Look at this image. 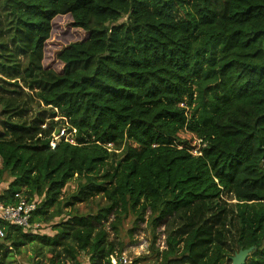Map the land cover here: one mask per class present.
Returning a JSON list of instances; mask_svg holds the SVG:
<instances>
[{"label": "trees", "instance_id": "16d2710c", "mask_svg": "<svg viewBox=\"0 0 264 264\" xmlns=\"http://www.w3.org/2000/svg\"><path fill=\"white\" fill-rule=\"evenodd\" d=\"M6 178L38 226L0 219V264H118L141 224L131 264H264V0H0Z\"/></svg>", "mask_w": 264, "mask_h": 264}, {"label": "rangeland", "instance_id": "374dc122", "mask_svg": "<svg viewBox=\"0 0 264 264\" xmlns=\"http://www.w3.org/2000/svg\"><path fill=\"white\" fill-rule=\"evenodd\" d=\"M69 19H61L60 22L58 21V29L59 31L56 32V34L51 38L49 41V44H52L53 42L57 43L59 45H65L73 40L79 39L83 36V33L81 31H74L69 26ZM65 34V35H64ZM57 119V118H55ZM67 127H62L61 130H66ZM108 150H114L116 153L119 152L118 148H114L112 145H108ZM8 179L6 178L3 182L0 183V190L7 185ZM76 186V182L74 180L70 181L67 186L65 187V193H72L74 191V188ZM97 203H103V200L101 198V195H96L93 198H90L89 200H86L83 203H80L78 205L80 212L88 211L87 209H92V211H95L96 207L95 205ZM130 222L125 223V228L130 227ZM41 229L44 232L51 233V229L49 226H42ZM42 232V231H41ZM149 229L145 227L144 224L139 225L132 233L131 237L128 235L122 234L123 239V251H122V257L121 261L123 264H131L132 260L142 256L147 253V246L150 243V236H149ZM161 244V243H159ZM31 245L25 247L23 250L24 253L20 255H15L13 258L15 261H17V264H31L29 262L31 257L30 249ZM83 264H87L86 260L83 261Z\"/></svg>", "mask_w": 264, "mask_h": 264}, {"label": "built area", "instance_id": "2783aa9c", "mask_svg": "<svg viewBox=\"0 0 264 264\" xmlns=\"http://www.w3.org/2000/svg\"><path fill=\"white\" fill-rule=\"evenodd\" d=\"M74 130L68 132L66 130H58L57 134L53 133V140L50 142V146L53 148L55 146V140L63 138L66 141L74 143V139L72 138ZM18 198L16 204H3L0 203V219L4 220L8 223L17 225L19 227H23L28 229L30 227H36L38 224H31L29 219L31 217L32 212L36 208L35 202H28L24 196L21 194L15 195ZM2 234L0 230V235ZM118 264H123L120 261Z\"/></svg>", "mask_w": 264, "mask_h": 264}, {"label": "water", "instance_id": "95a60500", "mask_svg": "<svg viewBox=\"0 0 264 264\" xmlns=\"http://www.w3.org/2000/svg\"><path fill=\"white\" fill-rule=\"evenodd\" d=\"M57 133H58V130L54 132V134H57ZM251 250H252V247L248 249H244V250H239L237 253H235L232 256L231 258L232 264H243L247 255L249 254ZM31 264H37V263H31Z\"/></svg>", "mask_w": 264, "mask_h": 264}]
</instances>
